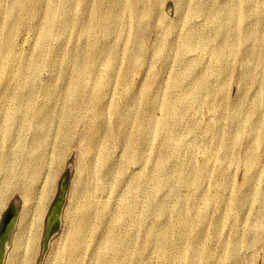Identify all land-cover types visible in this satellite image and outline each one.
Listing matches in <instances>:
<instances>
[{"label":"rangeland","instance_id":"1","mask_svg":"<svg viewBox=\"0 0 264 264\" xmlns=\"http://www.w3.org/2000/svg\"><path fill=\"white\" fill-rule=\"evenodd\" d=\"M28 166L29 264H264V0H0L3 264Z\"/></svg>","mask_w":264,"mask_h":264},{"label":"bare ground","instance_id":"2","mask_svg":"<svg viewBox=\"0 0 264 264\" xmlns=\"http://www.w3.org/2000/svg\"><path fill=\"white\" fill-rule=\"evenodd\" d=\"M53 8V7H52ZM51 8V9H52ZM52 12V11H51ZM54 12V11H53ZM57 12V11H55ZM146 13V11H144ZM60 14V13H59ZM58 14V17L60 18ZM47 15V14H46ZM142 15V14H141ZM56 17V16H55ZM141 18V17H140ZM140 20V19H139ZM48 22V21H47ZM63 20H61V26L63 27ZM67 23V22H66ZM46 24V23H45ZM75 24V22H74ZM51 25V24H50ZM61 27V28H62ZM49 28V27H48ZM67 29V28H65ZM64 30V28H63ZM50 30H46L45 33L46 35L49 34ZM62 32V30H61ZM61 35V33H60ZM139 59V58H138ZM111 65V64H110ZM72 88V87H71ZM16 119V118H15ZM12 121V120H11ZM45 124V123H44ZM44 127H46V125H44ZM43 128V127H42ZM47 131V129L45 130V132ZM43 136V135H42ZM46 137V134L44 135L43 137V141H46L47 138ZM44 143V142H43ZM46 145V144H45ZM35 150H32V152L35 153ZM32 153V154H34ZM43 153V152H42ZM43 155V154H42ZM42 157V156H41ZM138 158V157H137ZM36 160V159H35ZM37 161V160H36ZM35 161V162H36ZM43 167V166H42ZM25 168H23L24 170ZM40 169V170H39ZM24 172L22 174V177L20 178V182L22 183V191H23V197H24V208H23V212H22V216H21V220L19 222V225H18V230L14 236V252H13V255H12V261L10 262V264H16L18 261L20 263L23 264V260L26 261L24 264H29V262L27 261V257H30L32 256V252L34 251V249L36 248V243H37V234H38V228L41 227L42 225V222H43V219H44V212H45V208H44V205H43V201L45 200V198L47 197L48 193L47 191L44 189H41L40 193H38L33 187H32V184L34 182H36V180L40 177V174H41V168L39 167H34L32 169V167H26L25 171H22ZM46 178V177H45ZM40 179V178H39ZM28 180V181H27ZM29 180H31L29 182ZM46 180V179H45ZM45 182V181H44ZM43 182V183H44ZM48 183V182H47ZM91 192V191H90ZM93 192V191H92ZM39 195V197L41 198V205L36 209H33L31 210V207H30V204L31 202L33 201V199L36 197V195ZM92 194V193H90ZM89 198L92 199V196L89 195L88 196V199H87V202H86V205H85V211H88L90 206L92 205L91 203V199L89 200ZM124 202V201H123ZM91 212V211H90ZM89 212V213H90ZM99 214V213H98ZM18 215V212H16L15 214V217H14V222H16L17 220V216ZM56 216V215H55ZM55 216L51 217L49 219V221L47 222V229H46V234L45 235H49L50 233H52L53 231V222H54V218H56ZM99 216V215H98ZM88 214L85 213V215L83 216V218L81 219V221L75 225V231L78 235L80 236H84L85 234V231L88 229V225H89V222H88ZM15 225V223H14ZM17 226V225H16ZM40 231V229H39ZM15 233V232H14ZM114 233V232H113ZM123 234V233H122ZM77 235V237H78ZM107 235V234H106ZM123 236V235H122ZM39 237V236H38ZM80 238V237H78ZM77 238V240H78ZM114 238V236H113ZM113 238H107L106 242H107V245L111 246V247H114V248H118L119 245H118V240L119 238H117V241L116 240H113ZM124 238H125V235H124ZM103 240V238H102ZM126 240V239H125ZM74 242V241H73ZM87 242V241H86ZM50 243V242H49ZM126 243V241H125ZM77 245L76 243V240L75 242L73 243V246ZM102 245V244H101ZM79 246V245H78ZM85 246V245H84ZM125 246V244L123 245ZM83 247V246H82ZM85 248V247H84ZM102 248V246H101ZM107 248V247H105ZM124 248V247H123ZM75 250V249H74ZM74 250H71L68 253V256L70 257V260H73L75 257L78 258V256H76V252ZM77 250V249H76ZM79 250V249H78ZM77 250V251H78ZM95 250V249H94ZM104 250V249H103ZM122 250V249H121ZM84 251V249H83ZM122 252V251H121ZM99 253V252H98ZM84 254V253H83ZM67 255V254H66ZM93 255H97V254H93ZM122 256V255H121ZM120 256V257H121ZM58 258H61L60 256ZM26 259V260H25ZM95 259V258H94ZM67 261V260H66ZM75 261H78V260H75ZM94 261V260H93ZM96 261V260H95ZM100 262V260H98ZM115 261V260H114ZM117 261V260H116ZM59 262V261H58ZM74 262V261H73ZM109 262V261H108ZM107 262V263H108ZM72 263V262H71ZM80 263V262H79ZM96 263V262H95ZM105 263V262H104ZM118 263V262H117ZM74 264V263H73Z\"/></svg>","mask_w":264,"mask_h":264},{"label":"water","instance_id":"3","mask_svg":"<svg viewBox=\"0 0 264 264\" xmlns=\"http://www.w3.org/2000/svg\"><path fill=\"white\" fill-rule=\"evenodd\" d=\"M65 192H66L65 186L62 185L61 190L59 192V197L57 198V201H56V207L54 208V211H53L54 214L56 215L55 216L56 218H54L53 224L58 222L57 219L61 221L62 208H63L64 199H65ZM16 205L17 204L15 203L14 207L9 209V211L5 215V218L3 219V227L0 231V264H3L5 260V254H6V250L9 245V242H10V236L15 226L14 217H15L16 212H18ZM53 235L51 236V233L49 235H46L45 242H43V247H44L43 250L47 249V246L51 238L53 237Z\"/></svg>","mask_w":264,"mask_h":264}]
</instances>
